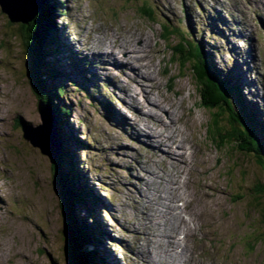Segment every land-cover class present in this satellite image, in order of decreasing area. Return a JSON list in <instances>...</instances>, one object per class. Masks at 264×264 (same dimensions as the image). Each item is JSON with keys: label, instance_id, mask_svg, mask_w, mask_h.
Segmentation results:
<instances>
[{"label": "rangeland", "instance_id": "obj_1", "mask_svg": "<svg viewBox=\"0 0 264 264\" xmlns=\"http://www.w3.org/2000/svg\"><path fill=\"white\" fill-rule=\"evenodd\" d=\"M251 2L58 0L50 30L56 33L54 45L67 44L53 61L58 71L53 75L60 80L47 77L45 86L48 93L62 92L64 97L56 94L59 104L72 109L66 123L59 124L60 112L37 100L28 79L31 54H21L23 35L8 26L0 8V264H69L62 187L55 185L50 159L22 132L26 125L40 126L41 114L51 111L61 149L68 148L72 170L79 168L80 184L91 187L96 198L90 212L94 210V227L105 237L98 243L103 264H161L162 259L163 264H176L180 254L167 251L164 243L180 231L187 240L183 264L195 258L201 264H264V199L254 194L264 184V173L256 159L207 133L210 113L201 106L200 89L189 64L182 67L175 58L184 35L194 36L220 76L240 87L241 101L259 109L264 124V15L253 12ZM239 3L248 8L239 10ZM70 47L71 60H77L76 50L91 61L85 78L76 74L73 86L68 84L71 77H61L70 71L63 57L68 58ZM109 51L117 58L105 55ZM245 60L253 62L240 67ZM85 86L93 88L91 97L82 92ZM49 125L54 128L52 117ZM156 125L165 129L167 146L173 142L181 147L170 159L152 157L155 145L148 139ZM62 132L68 137L65 146ZM72 138L83 144L76 147ZM175 179L183 189L182 202L173 205L176 222L168 215L180 194ZM81 208L82 217L88 218L87 209Z\"/></svg>", "mask_w": 264, "mask_h": 264}, {"label": "trees", "instance_id": "obj_2", "mask_svg": "<svg viewBox=\"0 0 264 264\" xmlns=\"http://www.w3.org/2000/svg\"><path fill=\"white\" fill-rule=\"evenodd\" d=\"M45 2L36 19L22 33L17 30L18 33L16 34L23 35L20 40L23 49L21 54L24 57L30 55V48L38 40L36 52L30 56L28 79L31 82L30 84L37 100L60 112L61 116L59 118L61 120L56 118L58 124L59 122L66 123L65 119L68 120L72 115V109L65 104H59L57 95L64 97L60 94L62 92L57 90V95L55 91L52 94L48 93L45 86V79L51 76V72L58 73L57 70L53 69L49 58L54 50L53 39L56 36V33L52 31L53 26L50 22L56 16L57 10L55 11V7L58 4V0H46ZM178 33L181 34V30L178 29ZM184 37L186 40L182 38L178 45L180 47L179 52L175 53L177 54L175 58L179 57L182 67L189 64L188 66L191 69L196 85L201 90V106L205 110H209L210 113L207 133L212 134L213 132L216 135L215 138L226 147L228 144L235 145L236 152L246 156V158L251 156L256 159V165L264 173V125L260 123L249 106L241 101V90L239 87L228 84L226 78L220 76L218 69L209 63V58L204 52L203 46L196 41L195 37L189 34L184 35ZM28 79L27 81H29ZM71 83L75 84V82ZM61 135L65 146L68 137L64 132ZM74 142L76 147H80L83 144L82 141L75 140ZM71 159L72 154L70 151L62 150L57 161L53 162L52 165L55 185L63 187L62 192H60V202L66 226L65 234L67 229L72 236L67 250L72 253L77 264H103L98 252L97 237L99 231L92 226L96 223L92 215L94 210L92 213L90 212L92 202H95L96 198L91 187L80 184L79 179H81L82 175L79 168L71 170ZM80 166L82 167V165ZM254 192L258 198L264 199V184L257 185ZM81 207L87 209L88 218L84 219L82 217Z\"/></svg>", "mask_w": 264, "mask_h": 264}, {"label": "water", "instance_id": "obj_3", "mask_svg": "<svg viewBox=\"0 0 264 264\" xmlns=\"http://www.w3.org/2000/svg\"><path fill=\"white\" fill-rule=\"evenodd\" d=\"M44 4V0H0L1 12L8 18V26H14L13 28H17L20 33H22L23 30H25L27 26L36 19ZM37 41L38 40H36L34 46L30 48L31 55L36 52V47L38 46ZM201 94L202 93L200 90V98ZM40 117L42 124L36 128H32L28 125H26V127L24 126L25 124L22 125L24 126L22 127L23 136L24 139L26 141H29L34 148L40 149L42 155L50 159L53 165V162L57 161L61 151L59 139L55 130L56 125L54 123V116L51 111V113H48L47 116L41 114ZM51 117L53 120L54 128L52 127V125H49ZM229 146L232 147L231 144H228L227 147ZM62 190L63 187L60 191ZM71 237V232L66 231V249L69 245V240ZM67 257L69 259V264H77L72 253L68 250Z\"/></svg>", "mask_w": 264, "mask_h": 264}, {"label": "bare ground", "instance_id": "obj_4", "mask_svg": "<svg viewBox=\"0 0 264 264\" xmlns=\"http://www.w3.org/2000/svg\"><path fill=\"white\" fill-rule=\"evenodd\" d=\"M249 1H252L251 3H250V6L252 7L251 8V10L253 11V12H257L258 14H260V15H264V0H249ZM215 2H219L218 4H220V5H222L221 3H220V1H215ZM239 2V1H238ZM243 2V1H242ZM227 3V2H226ZM235 3V2H234ZM247 4V3H246ZM249 5V4H248ZM228 7V6H227ZM233 8V7H232ZM244 8H248L247 6H245L244 7V5L243 4H240L239 3V10L240 9H242V10H244ZM206 9H208V8H206ZM248 11V10H247ZM200 13H202V12H200ZM235 14V13H234ZM259 15V16H260ZM225 16V15H224ZM204 17V16H203ZM264 17V16H263ZM262 17V18H263ZM243 18V20H244V16L242 17ZM210 19V18H209ZM251 17L248 19V24H250V23H252L251 22ZM255 19V18H254ZM253 19V20H254ZM237 21V20H236ZM261 21V20H260ZM73 24V23H72ZM191 24V23H190ZM223 25V24H222ZM221 25V26H222ZM233 25V24H232ZM246 25V24H245ZM244 25V26H245ZM238 26V25H237ZM243 26V27H244ZM240 27V26H239ZM259 27V26H258ZM241 28V27H240ZM65 29V28H64ZM80 29H82V28H80ZM192 29V28H191ZM243 29V28H242ZM253 29V28H252ZM166 31V30H165ZM168 31V30H167ZM219 31V30H218ZM230 31V30H229ZM254 31H255V29H254ZM191 32V31H190ZM237 33V32H236ZM250 35H252V33H253V30H251L250 31ZM62 35H63V33H62ZM76 35V34H75ZM85 35V34H84ZM141 35H142V38L143 37H148L147 35H145V34H143V33H141ZM216 35V34H215ZM64 36V35H63ZM74 36V35H73ZM65 37V36H64ZM213 37V36H212ZM234 36L232 35L230 38H229V41H230V39L231 38H233ZM242 37H243V34H242ZM92 38V37H91ZM207 38V37H206ZM225 38V37H224ZM69 39V38H68ZM251 39V38H250ZM257 39V38H256ZM82 40V39H81ZM92 40V39H91ZM90 40V41H91ZM219 40V39H218ZM62 41V40H61ZM197 41V40H196ZM64 43L65 44H67L65 41H64ZM81 43H83V42H81ZM93 43V42H92ZM147 45H149V43H150V39H148L147 40ZM233 43V42H232ZM253 43V42H252ZM85 44V43H84ZM99 45H100V47L103 49V44H101L100 42L98 43ZM98 44L96 45V46H98ZM140 44V43H139ZM224 44V43H223ZM254 44V43H253ZM83 45V44H82ZM141 46H142V42H141ZM244 46V45H243ZM92 47V46H91ZM99 47V46H98ZM105 47V46H104ZM215 47V46H214ZM245 47H247V46H245ZM106 48V47H105ZM129 48V47H128ZM202 48V47H201ZM261 48V47H260ZM106 49H108V48H106ZM121 50V48H119L118 47V49L117 50ZM123 49L125 50V49H127L126 47H123ZM144 48H142V51H144L143 50ZM215 49V48H214ZM244 49V48H243ZM109 50V49H108ZM220 51V50H219ZM121 52H123L122 50H121ZM138 52V51H137ZM254 53V52H253ZM76 54L80 57V59H81V61L82 62H84V61H86V59H85V54L82 52V51H78V53L76 52ZM108 54H110V56H109V58H112V59H115V58H117L116 56H114V54L112 53V51H109L108 53H105V55H108ZM141 55V54H140ZM239 55V54H238ZM251 55V54H250ZM144 56H146L145 54H144ZM208 56V55H207ZM216 56V55H215ZM128 57H130V56H126L125 57V59H127ZM209 57V56H208ZM207 58V57H206ZM250 58V57H249ZM253 58V57H252ZM258 58V57H257ZM83 59H85V60H83ZM234 60V59H233ZM252 62H253V60H251ZM251 61L250 60H245V61H243V63L241 64V66L240 67H244L245 65H247V62L248 63H251ZM96 62V61H95ZM224 62V61H223ZM231 62V61H230ZM217 64V63H216ZM239 64V63H238ZM257 65V64H256ZM84 68H85V70H86V67L85 66H83ZM137 68V67H136ZM232 69V68H231ZM236 69V68H235ZM248 69V68H247ZM93 70V69H92ZM98 71V70H97ZM69 72V71H68ZM227 72V71H226ZM141 73V72H140ZM143 74V73H142ZM231 74V73H230ZM69 75V74H68ZM113 75H115V74H113ZM221 76H222V74H221ZM61 77H63V76H61ZM116 77V76H115ZM146 77H151L150 75H147ZM245 77V76H244ZM117 78V77H116ZM258 78V77H257ZM57 79V81H59L60 79H58V78H56ZM222 80H224V79H222ZM243 81V80H242ZM246 83V82H245ZM139 85V84H138ZM144 85V84H143ZM142 85V86H143ZM138 87V86H137ZM64 88V87H63ZM238 88V87H237ZM260 88V87H259ZM144 89V88H143ZM147 89V88H146ZM256 90V89H255ZM244 91V90H243ZM253 91V90H252ZM51 94H52V92H51ZM139 94V93H138ZM140 95V94H139ZM145 95V94H144ZM139 98V97H138ZM137 98V99H138ZM151 98V97H150ZM174 99V98H173ZM132 100V99H131ZM246 100V99H245ZM143 101V100H142ZM160 102V101H159ZM99 103V102H98ZM103 105V104H102ZM144 105H145V103H144ZM136 106V105H135ZM163 107V106H162ZM56 108V107H55ZM113 107H111L110 109H112ZM120 109V108H119ZM113 110V109H112ZM114 111V110H113ZM151 111V110H150ZM170 110H168L167 112H169ZM147 112V111H146ZM115 115H117V113L115 114ZM144 115V114H143ZM155 115V114H154ZM169 115L171 116V117H173V114L172 113H169ZM191 114H190V112H188V116H190ZM118 117H119V115H117ZM117 116H114L115 118H117ZM158 117V116H157ZM168 117V116H167ZM141 118V117H140ZM168 118H170V117H168ZM137 120V119H136ZM140 120V119H139ZM159 120V119H158ZM138 121V120H137ZM170 121V120H169ZM120 122V121H119ZM142 122V121H141ZM172 122H174V121H172ZM118 123V122H117ZM128 123V122H127ZM139 123V122H138ZM143 123V122H142ZM147 123V122H146ZM176 123V122H175ZM151 124V123H150ZM177 124V123H176ZM168 125H171V122L170 123H168ZM124 126H125V124H124ZM157 126V131H156V133H155V135H153V137H151L150 139H148L150 142H152L154 145H155V147L152 149V151H151V154H152V157H155V158H158V159H160V158H162V157H165V158H167V159H170V157H174V156H172L170 153H176V151L175 150H177L178 148L180 149L181 147L179 146H177V147H174V143L173 142H169V145L167 146L166 144L168 143V139H167V137H166V134L164 133V130L165 129H161L158 125H156ZM137 127V126H136ZM118 128V127H117ZM145 128V127H144ZM124 129V128H123ZM143 129V128H142ZM159 129V130H158ZM162 130V131H161ZM119 131V130H118ZM151 135V134H150ZM91 137V136H90ZM129 137V136H128ZM89 138V137H88ZM121 139V138H120ZM136 140V139H135ZM197 140V139H196ZM138 141V140H137ZM126 142V141H125ZM65 143V142H64ZM153 145V146H154ZM146 146V145H145ZM72 151V150H71ZM73 152V151H72ZM119 152V151H118ZM143 153V152H142ZM141 153V154H142ZM167 153V155L165 156V154ZM140 154V153H139ZM144 154V153H143ZM147 154V153H146ZM176 155V154H175ZM137 157V156H136ZM142 158V157H141ZM148 159V158H147ZM151 160V159H150ZM146 161V160H145ZM155 161H157V160H154V162ZM178 161V159H174V162L173 163H175L176 165H177V162ZM135 162V161H134ZM147 162V161H146ZM141 163V162H140ZM152 164V163H151ZM150 164V165H151ZM155 165V164H154ZM157 166V165H156ZM174 166V165H173ZM151 167V166H150ZM175 168V167H174ZM155 171V170H154ZM72 173H73V171H72ZM135 173V172H134ZM133 174V173H132ZM144 174V173H143ZM136 176V175H135ZM139 176V175H138ZM154 177V176H153ZM175 178L176 179H178V177H176V175H175ZM152 179V178H151ZM176 179L174 180V184L176 185V190H178V191H180V194H179V196H177L176 198H175V200L170 204V206H169V208H170V210H171V212L170 213H168V215H170V216H173V218H174V220H175V222H176V218H177V216H178V211L176 210V211H174V209H173V205H176V206H178L177 204H178V202L180 201V202H182V191L181 190H183L182 188H181V186L179 187L178 186V184L176 183ZM84 180V179H83ZM179 180V179H178ZM147 181V180H146ZM152 181V180H151ZM138 182V181H137ZM144 183V182H143ZM136 185V184H135ZM144 185V184H143ZM168 185V184H167ZM83 186H84V184H83ZM154 186V185H153ZM129 187V186H128ZM133 187V186H132ZM155 191V190H154ZM150 194H152V193H150ZM177 194V193H176ZM144 195V194H143ZM185 196V195H184ZM144 198V197H143ZM147 198V197H146ZM184 199V198H183ZM147 200V199H146ZM153 200V199H152ZM0 201H2V199H0ZM145 201V200H144ZM151 201V200H150ZM155 202V201H154ZM193 202V201H192ZM153 203V202H152ZM142 204V203H141ZM151 204V203H150ZM111 205V204H110ZM167 205V204H166ZM212 206V205H211ZM113 208V207H112ZM149 208V207H148ZM157 208V207H156ZM213 208V207H212ZM145 210V209H144ZM146 211V210H145ZM153 211V210H152ZM151 211V212H152ZM214 211V210H213ZM128 213V212H127ZM121 215V214H120ZM149 215V214H148ZM118 216V215H117ZM122 216V215H121ZM168 217V216H167ZM192 216H190L189 215V218H191ZM151 218V217H150ZM155 218V217H154ZM170 218V217H169ZM172 218V219H173ZM197 218V217H196ZM120 219H121V217H120ZM153 219V218H152ZM145 220H148V219H145ZM189 220V219H188ZM154 221V220H153ZM191 221V220H190ZM153 223V222H152ZM116 225V224H115ZM116 227V226H115ZM114 227V228H115ZM127 227V226H126ZM128 228V227H127ZM120 229V228H119ZM155 229V228H154ZM130 230V229H129ZM149 230V229H148ZM204 230V229H203ZM115 231V230H114ZM156 232V231H155ZM197 232V231H196ZM207 232V231H206ZM125 233V232H124ZM139 233V232H138ZM164 233V232H163ZM195 233V232H194ZM194 233L193 234H188V236H187V238H190V237H194ZM151 234V233H150ZM150 234H148V235H150ZM206 234V233H205ZM140 235V237L141 238H143V237H145V235L143 234V233H140L139 234ZM167 236V235H166ZM159 238V237H158ZM185 238V237H184ZM184 238H183V234H182V231H180L179 233H178V235L176 236V237H169L168 239H167V241L164 243V245H165V248H166V250L167 251H171V252H174L175 251V254L176 255H179L180 254V257H179V260L177 261V262H175L176 264H183V260H184V257L182 256V252H184V251H186V249H187V240H185L184 241ZM122 239V238H121ZM166 239V238H165ZM127 240V239H126ZM163 240V239H162ZM180 240H181V242L182 241H184V243L183 244H180ZM131 241V240H130ZM165 241V240H164ZM175 241V242H174ZM134 242H135V240H134ZM137 242V241H136ZM153 242V241H152ZM162 242V241H161ZM131 243H133V242H131ZM157 243H159L158 241H157ZM103 245H105L104 244V242H103ZM159 245V244H158ZM154 246V245H153ZM104 248H106V246H104ZM160 248V247H159ZM154 252V251H153ZM155 252H156V250H155ZM162 252V251H161ZM105 253V252H104ZM149 253V252H148ZM164 253V252H163ZM105 254H107V253H105ZM158 254V253H157ZM175 254H173L172 253V255H175ZM155 255V254H154ZM139 256H140V254H137L136 255V257L137 258H139ZM158 256H159V254H158ZM171 256V255H170ZM174 257V256H173ZM147 258V257H146ZM150 258V257H149ZM168 258H169V256H168ZM159 259V258H158ZM173 259V258H172ZM196 259V258H195ZM193 260V261H191V262H189L188 264H201V263H197V260ZM176 260V259H175ZM143 263H146L143 259L141 260ZM154 261V260H153ZM156 261V260H155ZM163 259L161 260V261H158V262H160L161 264H163ZM171 261V260H170ZM149 264H152L150 261H149ZM204 264H205V262H204ZM217 264V263H216Z\"/></svg>", "mask_w": 264, "mask_h": 264}]
</instances>
